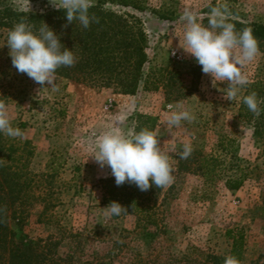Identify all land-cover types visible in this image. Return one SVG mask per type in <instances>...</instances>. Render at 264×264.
Wrapping results in <instances>:
<instances>
[{"label": "rangeland", "instance_id": "obj_1", "mask_svg": "<svg viewBox=\"0 0 264 264\" xmlns=\"http://www.w3.org/2000/svg\"><path fill=\"white\" fill-rule=\"evenodd\" d=\"M8 1L23 10L53 6L49 0ZM138 2L139 10L107 5L136 16L145 30L147 61L133 95L60 76L55 88L37 84L12 66L9 31L0 28V103L23 133L15 138L0 133V140L23 155L31 180L24 223L19 229L11 220L10 226L18 236L57 242L59 264H225L239 238L237 264H264V132H254L258 116L246 109L240 114V97L254 92L260 99L253 85L264 80V45L258 43L259 54L243 67L249 83L233 101L225 97L227 82L204 74L181 47L186 9L197 12L205 26L210 7L221 5L229 19L264 23V0ZM178 103L195 119L170 128L166 117ZM139 115L141 130L156 132L169 156L173 182L154 195L141 191L151 211L108 216L102 181L113 176L88 158L92 140L119 120L126 135L135 134ZM185 142L192 152L181 159ZM202 156L216 159L205 176ZM235 181L240 185L232 190L228 185Z\"/></svg>", "mask_w": 264, "mask_h": 264}, {"label": "trees", "instance_id": "obj_2", "mask_svg": "<svg viewBox=\"0 0 264 264\" xmlns=\"http://www.w3.org/2000/svg\"><path fill=\"white\" fill-rule=\"evenodd\" d=\"M107 5L128 6L136 10L141 8L138 0H96L89 9L90 17L94 18L93 22L85 29L78 21L68 23L64 10L57 9L54 5L45 4L41 9L23 10L13 7L8 0H0V28L9 31L22 20L30 24L34 31L44 23L47 24L59 35L61 43L72 49L76 57L73 66L58 68L56 76L85 85L115 87L117 93L133 95L144 77L143 66L147 61L145 30L136 16L108 8ZM229 20L237 31L250 28L258 43L264 45V23ZM253 86L258 87V97L262 101L260 117H256L253 123L254 132L262 135L264 80L257 81ZM242 109L249 112L243 102L240 114ZM141 117L139 115L135 126L136 133L142 129ZM7 151L5 155L4 152ZM16 153L13 145L4 147L0 140V264H59L55 249L57 242L18 236L17 231L10 226L11 220L16 221L19 229L24 223L27 215L23 207L27 203L24 198L30 190L31 181L24 169L23 155ZM199 162L200 169L206 168L203 173L205 176L209 168L214 169L216 159L202 156ZM239 185L235 181L228 186L233 190ZM102 188L103 205L108 206L115 201L126 208V212L152 210L150 205L144 204L146 201L139 196L141 190L134 183L125 182L117 186L114 177H109L102 181ZM155 191L158 188L151 186L145 192L154 195ZM230 257L240 260L241 238L233 240Z\"/></svg>", "mask_w": 264, "mask_h": 264}, {"label": "clouds", "instance_id": "obj_3", "mask_svg": "<svg viewBox=\"0 0 264 264\" xmlns=\"http://www.w3.org/2000/svg\"><path fill=\"white\" fill-rule=\"evenodd\" d=\"M57 9H63L68 23L78 21L87 29L93 22L89 9L93 0H49ZM231 13L226 5L211 6L208 24L205 26L199 14L186 9L181 20L184 22L183 41L181 46L201 66L204 74L210 75L217 82H227L226 99L233 101L238 98L241 88L249 83L243 67L252 62L259 54V44L250 28L237 31L230 22ZM6 44L12 66L20 73L26 74L39 85L55 88L57 69L71 67L76 63L72 49L65 47L59 35L47 24L38 30L23 20L9 30ZM175 54V53H173ZM248 110L259 116L260 104L256 93L240 97ZM195 119L190 109L182 103L175 106L166 117V125L170 128L179 127L183 121ZM104 131L92 140V157L100 167H108L117 186L125 182L134 183L141 191L151 186L167 187L173 182V167L169 156L162 152L156 132L143 129L131 136L126 135L119 127ZM0 133L8 137H20L21 129L10 123L6 105L0 103ZM192 152L190 142L183 144L181 159H187ZM106 215L119 216L126 212L118 202H111ZM225 264H237L235 258L229 257Z\"/></svg>", "mask_w": 264, "mask_h": 264}]
</instances>
